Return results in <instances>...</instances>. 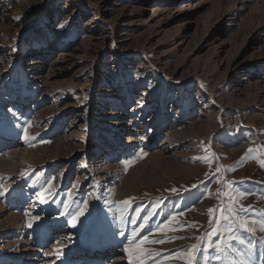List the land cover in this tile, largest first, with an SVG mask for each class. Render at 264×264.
Instances as JSON below:
<instances>
[{
	"label": "rangeland",
	"instance_id": "374dc122",
	"mask_svg": "<svg viewBox=\"0 0 264 264\" xmlns=\"http://www.w3.org/2000/svg\"><path fill=\"white\" fill-rule=\"evenodd\" d=\"M7 136L0 264H264V0H0Z\"/></svg>",
	"mask_w": 264,
	"mask_h": 264
},
{
	"label": "snow or ice",
	"instance_id": "6c2138e0",
	"mask_svg": "<svg viewBox=\"0 0 264 264\" xmlns=\"http://www.w3.org/2000/svg\"><path fill=\"white\" fill-rule=\"evenodd\" d=\"M25 135L27 137V129H25ZM254 151V149L249 148L248 149V153H252ZM146 155V154H143ZM217 171H219V169H217ZM52 188L51 184H48L47 187L45 188V190L43 192H41L40 198L42 200H44L45 197V193L48 192L50 189ZM172 192H177V189L173 188L171 189ZM4 195V189L0 188V196ZM69 199H71V194L69 193L68 196ZM100 197H97V199H99ZM229 199H231V197H229ZM122 204H128L129 201L125 200V201H121ZM87 204L85 202L84 207H86ZM65 207H68L67 205H65ZM156 207H159V204L156 205ZM242 210L244 211H251V212H256L257 210L253 207V206H247L245 207L244 205L240 206ZM213 209H209L208 212L211 214L213 213ZM230 215L228 216H224V212H221V217L222 219L225 220V222L227 223L228 221H231V223H227V226L223 229V230H216L214 231L213 234H210L208 236V242L206 244L205 247H201L199 249L200 253H204V252H208L209 255L205 258L204 260V264H212L213 260H216L217 262H221L225 259H227V257L230 255V253L232 252H237L238 254H243L242 252H240V250H238L235 245L238 243L240 245H245L246 244V240L243 236L239 235L238 233L242 230L244 232H247L249 234H252L256 231V221L254 220H249L248 217H244V218H240L239 217V213L238 212H232V209L229 208L227 210ZM72 215V224L73 226H75L78 218L80 216L83 215V209L79 208L76 212L74 213H70ZM153 213L149 212L148 215L144 218V222L145 224L147 223V219L148 217H150ZM121 219L123 220V215L121 216ZM170 219H175V216L171 217ZM235 225V227L233 226ZM139 228H143L144 224H140L138 226ZM261 231H264V222H262V226L260 228ZM123 235V233H121ZM136 230H133L132 235L135 236ZM145 240H147V237L144 238ZM144 241H141V243H143ZM164 243V240H160V241H151V243ZM247 246L249 248H251L253 245L251 244V241H247ZM190 249L196 250L197 249V244H192L189 246ZM212 253H215V256L212 255ZM230 264H233V262H230Z\"/></svg>",
	"mask_w": 264,
	"mask_h": 264
},
{
	"label": "bare ground",
	"instance_id": "6f19581e",
	"mask_svg": "<svg viewBox=\"0 0 264 264\" xmlns=\"http://www.w3.org/2000/svg\"><path fill=\"white\" fill-rule=\"evenodd\" d=\"M9 140H12V138H10V136L0 138L1 147L3 146V144L8 142ZM85 252H87V254L84 257H90L92 255V253H91L92 251L91 250H85Z\"/></svg>",
	"mask_w": 264,
	"mask_h": 264
}]
</instances>
